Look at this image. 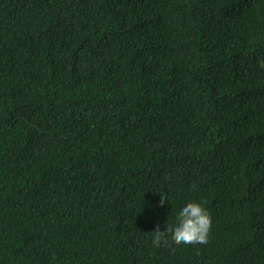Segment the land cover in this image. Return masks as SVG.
Returning <instances> with one entry per match:
<instances>
[{"label": "trees", "instance_id": "16d2710c", "mask_svg": "<svg viewBox=\"0 0 264 264\" xmlns=\"http://www.w3.org/2000/svg\"><path fill=\"white\" fill-rule=\"evenodd\" d=\"M261 61L264 0H0V264H264Z\"/></svg>", "mask_w": 264, "mask_h": 264}, {"label": "clouds", "instance_id": "9594fccd", "mask_svg": "<svg viewBox=\"0 0 264 264\" xmlns=\"http://www.w3.org/2000/svg\"><path fill=\"white\" fill-rule=\"evenodd\" d=\"M260 67L264 68V61L260 62ZM160 207L168 201L167 194H160ZM206 202H189L182 207L178 214L176 224H167L165 231L156 228L152 244L156 248L169 245V234L171 243L175 245H206L209 242V236L212 227L210 212L204 207Z\"/></svg>", "mask_w": 264, "mask_h": 264}]
</instances>
